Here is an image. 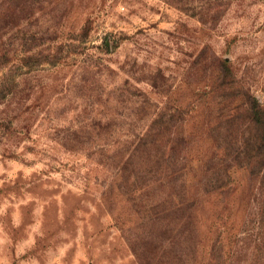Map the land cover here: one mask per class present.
Returning <instances> with one entry per match:
<instances>
[{
    "label": "rangeland",
    "instance_id": "rangeland-1",
    "mask_svg": "<svg viewBox=\"0 0 264 264\" xmlns=\"http://www.w3.org/2000/svg\"><path fill=\"white\" fill-rule=\"evenodd\" d=\"M4 82L0 264H264V0H0Z\"/></svg>",
    "mask_w": 264,
    "mask_h": 264
},
{
    "label": "trees",
    "instance_id": "trees-1",
    "mask_svg": "<svg viewBox=\"0 0 264 264\" xmlns=\"http://www.w3.org/2000/svg\"><path fill=\"white\" fill-rule=\"evenodd\" d=\"M6 87V83H2L0 84V91L3 92L4 94V88ZM257 106L252 107L253 112L252 113V118L249 117L250 121L249 123H247V125L249 124L250 129V133H249V139L252 141V145L254 147H256L257 149L259 148H263L264 147V129L262 130V132L258 131V129L256 128V123H259L258 120H261L260 117V109H257ZM154 135L157 136H162V131L158 130L157 132H154ZM257 151V150H256Z\"/></svg>",
    "mask_w": 264,
    "mask_h": 264
}]
</instances>
